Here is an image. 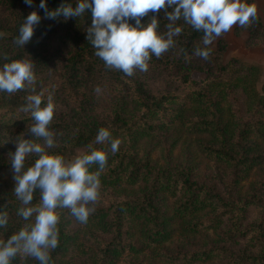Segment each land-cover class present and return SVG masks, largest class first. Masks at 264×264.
<instances>
[{
  "label": "trees",
  "instance_id": "16d2710c",
  "mask_svg": "<svg viewBox=\"0 0 264 264\" xmlns=\"http://www.w3.org/2000/svg\"><path fill=\"white\" fill-rule=\"evenodd\" d=\"M61 2L46 0V5L54 9ZM38 3L0 0V64L25 58L32 59L33 72L54 71L59 88L49 124L54 144L47 151L85 152L101 126L120 140L115 153L94 143L106 151L107 161L87 222L77 221L66 207L56 208L58 244L50 250V264H139L137 255L144 252L158 264H264V219L248 218L252 211L264 214L261 68L236 58L223 62L224 33L207 46V60L192 55L195 47H205L203 34L181 18L175 22L182 31L173 37L174 45L159 57L150 54L147 68L167 75V86L153 90L139 69L127 76L105 68L86 40L88 9L66 20L48 18ZM33 10L41 18L20 47L14 37ZM262 13L247 26H235L236 34L246 32L248 47L264 43V7ZM152 15L149 10L142 23ZM155 15L157 31L165 33L169 21L163 10ZM24 97L21 90L0 91V210L8 213L0 239L29 222L17 215L20 202L12 191L10 165L15 149L8 148V140L27 135L43 142L28 131L30 114L19 110ZM35 157L27 154L25 166ZM88 168L95 171L97 164ZM39 199L36 189L32 203ZM10 264L39 261L18 253Z\"/></svg>",
  "mask_w": 264,
  "mask_h": 264
},
{
  "label": "clouds",
  "instance_id": "9594fccd",
  "mask_svg": "<svg viewBox=\"0 0 264 264\" xmlns=\"http://www.w3.org/2000/svg\"><path fill=\"white\" fill-rule=\"evenodd\" d=\"M32 5L34 0H24ZM48 18L62 16L78 17L90 11L91 22L86 28V40L94 48V54L102 59L105 68L118 69L131 76L134 69L146 71L150 54L159 57L174 45V36L182 31L175 22L183 21L202 32L201 43L192 55L205 60L209 58L211 41L227 32L236 24L247 26L256 18L257 9L252 0H68L54 9L47 8L46 0L37 5ZM149 10L153 15L142 23ZM163 10L169 21L167 31H157L155 13ZM40 15L30 11L19 26L14 37L16 45L22 47L32 36L34 25ZM130 19L133 22H129ZM182 51V49H181ZM35 79L32 59H14L0 64V91L14 93ZM100 85L94 91L100 92ZM43 100V102H42ZM51 93L43 98V91H32L25 95L19 110L32 118L28 131L33 137L43 138V145L27 138L15 142L11 152V171L14 181L12 191L20 202L17 215L29 221L6 239H0V264H10L18 253L36 258L39 264H50V250L58 244V214L56 208L66 207L80 223H86L91 206L99 192V172L105 167L107 153L95 144H107L111 153L118 151L120 140L114 138L107 127H99L94 138L85 147L87 151L65 162L59 153L47 151L54 144V133L49 128L54 115ZM47 146V147H45ZM35 153L34 161L25 166V158ZM95 162L97 169L89 171ZM39 190V202L32 203L34 190ZM31 218V220H29ZM8 223L7 211L0 210V227Z\"/></svg>",
  "mask_w": 264,
  "mask_h": 264
},
{
  "label": "rangeland",
  "instance_id": "374dc122",
  "mask_svg": "<svg viewBox=\"0 0 264 264\" xmlns=\"http://www.w3.org/2000/svg\"><path fill=\"white\" fill-rule=\"evenodd\" d=\"M252 2L255 3L257 14L263 17V7L264 2L263 0H252ZM236 24H234L231 29L227 32H224L222 35V38L225 40L226 43V50L223 54L222 61L227 62L231 58H236L239 60H242L248 64H255L258 65L261 68V77L259 78V81L257 83V87H260L261 81L264 77V43L261 42L257 46L248 47L245 45V40L247 38V34L245 31L240 32L236 34L234 32ZM139 74L143 78V80L146 82L147 86L150 87L153 90H160L164 89V86H167V75L165 72L156 70V69H149L147 68L146 71H140ZM35 79L31 83H26L25 87L21 90L25 95L29 92L36 91L40 92L43 91V96L48 95L51 93L52 101L55 100L57 97V91L59 88L58 81L54 75V71L45 70L43 72L36 71L34 72ZM193 78L196 80H200L202 78V74L200 73H193ZM102 91L95 92V98L100 103L104 101V97L101 95ZM60 100V99H57ZM13 138V137H12ZM20 138L27 139L28 136L21 135ZM18 138V139H20ZM11 139L8 140V148L11 150L15 149V142L18 139ZM37 143L43 144L42 141H39ZM83 149L82 148H73L67 151V153L63 156L65 159V162H70L76 155L82 154ZM158 155V153H157ZM259 211H252L248 218L251 221H255L259 218L264 219V214H258ZM171 247V246H170ZM147 251V250H146ZM137 260H141L139 264H158L160 262L152 259L148 253H139L137 255Z\"/></svg>",
  "mask_w": 264,
  "mask_h": 264
}]
</instances>
